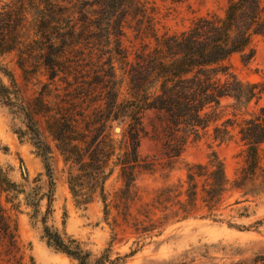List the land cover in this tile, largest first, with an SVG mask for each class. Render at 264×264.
<instances>
[{"label": "trees", "instance_id": "obj_1", "mask_svg": "<svg viewBox=\"0 0 264 264\" xmlns=\"http://www.w3.org/2000/svg\"><path fill=\"white\" fill-rule=\"evenodd\" d=\"M132 3L0 0V54L16 53L25 80L29 73L45 68L52 82L56 77L74 81L73 91L61 89L62 96L70 98L69 108L59 106L49 117L53 126L49 131L59 143L64 162L75 166L68 177L75 204L87 205L96 193L104 200V182L117 170L122 185L111 207L105 196V219L113 209V224L120 220L136 230L140 226L145 233L169 219H188L199 210L206 212L202 217L215 218L214 212L230 191L241 194L233 204L240 203V198L264 195V108H260L238 125L243 165L232 181L225 175L223 162L212 152L204 164H186L183 183L156 190L151 201L141 204L133 214L132 205L138 199L137 173L155 168V161L142 158L138 150L148 134L143 123L145 112L156 111L158 115L151 138L159 143L167 169L179 163L186 145L200 139L211 124L214 140L222 143L232 139L228 130L232 121L217 124L220 102L230 98L236 107L245 108L256 96V87L242 83L224 62L234 54L240 56L243 65L252 59V39L264 37V4L262 0H227L223 17L198 18L188 30L162 38L154 50L138 51L129 61L122 37ZM61 61H107L105 69L96 73L103 89V109L90 113L74 109L78 97L72 92L84 94L77 82L80 67L61 65ZM123 86L126 93L121 97ZM0 104L14 124L22 125L15 134L21 140L28 139L43 164L49 206L54 192L51 150L36 119L44 115L42 95L35 98L34 105L28 102L14 75L0 63ZM114 124L122 128L118 142L112 135ZM15 188L0 167V193L8 195ZM157 212L162 217L155 219ZM15 233V224L0 203V264H27ZM43 237L49 247L76 264H115L119 260L111 259L109 249L93 256L44 221ZM30 262L34 264L32 259ZM229 264H264V248Z\"/></svg>", "mask_w": 264, "mask_h": 264}, {"label": "rangeland", "instance_id": "obj_2", "mask_svg": "<svg viewBox=\"0 0 264 264\" xmlns=\"http://www.w3.org/2000/svg\"><path fill=\"white\" fill-rule=\"evenodd\" d=\"M130 7L124 20L122 43L128 51L129 61H133L138 51L154 50L162 38L183 33L198 18L223 17L227 0H133ZM251 46L254 56L247 64L240 62L238 54L224 62L242 83L256 87V96L245 108L236 107L230 98L220 102L221 117L217 124L226 119L232 121L228 127L232 136L230 141L221 143L214 140V124H211L200 139L186 145L179 163L167 169L163 165L159 143L151 138L152 124L158 123V115L156 111L144 113L143 123L148 134L141 139L138 150L142 158L155 161V168L137 173L135 184L138 199L132 205L133 214H137L141 204L151 201L156 190L183 183L186 164H204L212 152L223 162L228 180L235 178L243 165L244 149L237 135L238 125L248 115L264 108V37H254ZM0 63L14 75L28 102L34 105L35 98L42 95L44 115L36 119L42 137L51 150L54 192L48 206V179L43 164L28 139L21 140L15 134V129L22 128V125L14 124L6 108L0 104V167L17 186L8 195L0 193V203L15 224L16 239L27 264L31 263L30 259L34 264H76L47 245L43 237V221L63 237L77 241L83 250L95 257L109 249L112 260L119 258L115 264H229L249 258L264 248V195L240 198V203L233 204L241 194L230 191L214 212L215 218H204L205 210H199L188 219H169L145 233L141 232L140 226L136 230V227L120 220L118 225L113 224V209L105 219V196L106 203L111 207L114 195L122 185L117 170L104 182V200L96 193L87 205L75 204L68 185L69 172L75 166L71 162H64L59 143L49 131V127H53L49 117L59 106L69 108L67 101L70 98L62 96L61 89L73 91L74 81L69 78L66 82L56 77L52 82L45 68L38 69L35 74L29 73L25 80L14 52L0 54ZM106 63L61 61V65L80 67L77 82L84 94L78 95L79 90L72 92L78 97L75 100L77 108L75 106L74 109L89 113L103 109V89L96 73L105 69ZM118 65H115L116 68ZM117 75L121 76L118 70ZM3 81L7 83L5 78ZM122 89L121 97L125 95L126 87ZM121 132V126L114 124L112 135L116 142L120 140ZM160 217L162 213L157 212L155 219ZM257 221L262 223L254 225Z\"/></svg>", "mask_w": 264, "mask_h": 264}, {"label": "water", "instance_id": "obj_3", "mask_svg": "<svg viewBox=\"0 0 264 264\" xmlns=\"http://www.w3.org/2000/svg\"><path fill=\"white\" fill-rule=\"evenodd\" d=\"M115 130H117V129H115Z\"/></svg>", "mask_w": 264, "mask_h": 264}]
</instances>
